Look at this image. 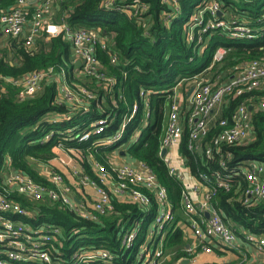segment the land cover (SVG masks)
Here are the masks:
<instances>
[{
	"label": "trees",
	"instance_id": "obj_1",
	"mask_svg": "<svg viewBox=\"0 0 264 264\" xmlns=\"http://www.w3.org/2000/svg\"><path fill=\"white\" fill-rule=\"evenodd\" d=\"M16 1L0 0V9L9 8ZM120 1L115 0L116 4ZM201 1L179 0V10L175 11L164 0H125V4L138 2L148 5L146 12L140 15L141 21L114 5L104 6V0L56 1V20L62 17L72 29L97 28L110 39L106 50L97 51L101 71L107 82L78 75L74 63L70 62V44L61 34L47 40L42 37L34 47L16 44L10 39L7 48L12 52L11 58L0 54V76L3 77L0 79V88H3L0 89V191L5 189L2 173L7 167V159L10 160L11 168L25 172L35 181L50 187L48 178L41 175L39 169L35 170L32 163L41 165L49 162L56 155V147H75L81 157L83 173L96 182L98 180L93 163L100 164L114 175L111 153L123 149L124 155L146 163L166 188L175 216L173 222L163 227V231H166L163 249L167 255L163 264L179 261L188 243L184 229L177 222L183 212L181 200L184 186L169 173L159 155L170 88L181 79L201 72L210 63L212 53L218 46L228 51L222 61L215 64L208 74L209 78L235 72L246 60L264 58V27H261L259 36L253 39L234 40L223 34H213L202 54L198 55L197 48L187 44L185 22ZM221 1L224 4L230 2ZM258 4L256 0H239L237 11L242 15V11H247V18H254L260 13ZM167 13H171L168 19ZM110 54L117 56L116 63L110 61ZM65 63L69 65L66 71L68 84L72 88L88 87L95 94L86 112L76 113L69 119L52 122L47 119L53 112L69 111L67 106L56 102L54 80H46L37 94L21 100L17 98V86L4 81L5 78H20L32 71L49 68L60 75ZM108 79H112L113 84ZM142 90L146 92V105L144 98L140 97ZM262 95L264 89L245 92L229 98L222 109L223 117L228 118L239 104L245 103L248 108L251 106L252 131L249 141L221 143L219 150L213 148L211 157H207L204 145L211 142L218 132V126H213L197 152H192L188 147L189 128L185 125L178 146L185 166L193 176L203 173L213 180L215 173L228 175V188L214 185L212 202L219 207L224 220L234 231L239 233V230H245L260 236H264V199L250 205L243 202L247 182L238 168L245 160L264 164V109L258 105ZM134 104L137 109L125 122L123 140L107 147L95 145L96 141L119 130ZM100 117L108 119L104 132L100 136L91 134L88 140L80 141L78 133ZM221 162L225 163L226 169L221 166ZM8 197L19 201L21 206L32 213L30 217H22L24 222L31 225L48 222L59 226L65 237V246L70 244L68 236L72 237L71 231L77 230L74 235H84L77 239L76 244L83 241L84 244L106 248L116 258L122 257L119 264H129L135 260V251L131 252L126 262L119 248L120 225L129 228L134 221L141 220L138 242L145 236L156 215L153 197L149 210L131 201H120L112 197L113 208L100 215L98 220L81 217L59 200L44 198L35 201L29 208L31 203L28 201L31 200H26L22 195L11 193Z\"/></svg>",
	"mask_w": 264,
	"mask_h": 264
},
{
	"label": "built area",
	"instance_id": "obj_2",
	"mask_svg": "<svg viewBox=\"0 0 264 264\" xmlns=\"http://www.w3.org/2000/svg\"><path fill=\"white\" fill-rule=\"evenodd\" d=\"M56 1L58 0H17L9 8L0 9L1 35L11 39L13 43L34 47L39 38L47 40L61 34L70 44L72 54L70 62L74 63L78 75L107 82L101 71L97 51L106 50L110 39L102 35L97 28L72 29L62 17L60 21H55ZM164 1L171 5V9L179 10V0ZM256 1H259V15L247 18V11H242L243 15L237 11L239 0H230L227 4L221 0H202L185 22L187 44L192 45L194 49L197 48V54L201 55L209 37L216 33L234 40L256 38L261 33V27H264V0ZM124 4L125 0L117 4L115 0H104V6L114 5L138 17L140 21V15L146 12L148 6L138 2ZM170 14L167 13L166 19ZM227 51V48L218 46L212 53L210 63L201 72L181 79L170 88L171 95L160 139L159 155L165 148V155L161 158L169 173L184 186L181 200L182 216L193 238L191 243L185 245V254L177 261L178 264H216L198 262L197 253L235 248L240 242L254 245L258 250L264 251V236L245 230H239V233L234 231V228L224 220L219 207L212 202L214 185L228 188L227 174L215 173L212 180L206 174L200 173L189 180L182 171L173 166L170 156L166 154L178 149L185 125L189 128L188 147L192 152H197L210 129L218 126V132L211 142L204 145V154L207 157H211L213 148L219 150L221 143L238 144L251 138V112L247 104H239L228 118L223 117L222 109L229 98L252 90L264 89V58L246 60L235 72L209 78L208 74L212 72L215 64L222 61ZM77 61L80 62L79 65H76ZM110 61L116 63L117 56L110 54ZM67 65L65 63L61 68L60 75L49 68L32 71L20 78H5L4 81L17 86V98L21 100L37 94L46 80H54L57 89L56 102L67 106L69 111L53 112L47 119L50 122L69 119L76 113L86 112L95 94L88 87L72 88L68 84ZM2 78L0 76V79ZM108 81L113 84L112 79ZM145 95L146 92L142 90L140 97L144 98L146 105ZM258 105L264 109V95L260 97ZM136 109L137 105L134 104L130 115L123 120L119 130L109 137L96 141L95 145L107 147L119 144L123 140L125 122L133 116ZM106 122L108 119L104 117L94 120L78 133L79 140L86 141L91 134L100 136L106 128ZM57 148L56 155L49 162L57 160L65 168L71 167L73 176L68 183L63 174L53 170L48 162L40 166L49 174L50 187L35 181L25 172L11 168L10 160L7 159V167L2 173V184L5 189L0 191V264H119L122 261V257L116 258L110 250L101 246L76 242L65 246L61 228L55 224L42 222L31 225L24 222L22 217H30L32 213L21 206L19 201L8 197L11 193L20 194L32 201L44 198L59 200L81 217L91 220H98L100 215L113 208L112 197H122L117 199L131 201L146 210H149L153 197L156 215L144 239L136 241L141 220L134 221L129 228L120 225L119 248L126 262L131 252L135 251L133 255L135 260L129 264H163L167 258L163 249L166 234L163 227L174 221L175 213L172 211L166 188L158 181L154 171L146 163L135 160L133 163L116 166L112 163L114 175H111L100 164L94 162L93 170L98 180L96 182L83 173L77 149L74 155L77 160L72 162L66 158L67 156L58 155L60 150ZM220 164L224 169L227 168L225 163ZM49 166L51 168L48 170ZM238 170L247 182L243 202L250 205L264 199V164L245 160ZM69 184L74 187L78 196L71 197L72 190ZM84 193L91 195L90 203L84 197ZM75 232L77 230L72 233ZM71 238V235L68 236L69 242ZM183 260L187 262L183 263Z\"/></svg>",
	"mask_w": 264,
	"mask_h": 264
},
{
	"label": "crops",
	"instance_id": "obj_3",
	"mask_svg": "<svg viewBox=\"0 0 264 264\" xmlns=\"http://www.w3.org/2000/svg\"><path fill=\"white\" fill-rule=\"evenodd\" d=\"M1 38L4 37L0 33V39ZM121 151H123V149L118 151L114 150L111 153V157H114L112 158L111 162L114 163L115 161V166L120 165L122 163H133L135 161V159L130 158L128 155H124V153L121 154ZM166 154L170 156L171 162L175 168L182 171L188 177L189 180H192V178H194V176L190 173L189 169L185 166L184 160L182 159L178 149L169 151ZM53 164L60 169V172L65 176L67 182L72 179V175L69 174L66 168L61 165L57 160H53ZM117 198L121 199L122 197ZM177 222L178 225H180L184 229L185 234L188 238V243H191L193 240V238H191V230L186 226L182 214L181 219H179ZM196 260L202 263L210 262L216 264H238L242 262L245 264H264V251L258 250L254 245L245 242H240L235 248L218 249L214 250V252L211 253H197ZM173 264L178 263L175 262Z\"/></svg>",
	"mask_w": 264,
	"mask_h": 264
},
{
	"label": "rangeland",
	"instance_id": "obj_4",
	"mask_svg": "<svg viewBox=\"0 0 264 264\" xmlns=\"http://www.w3.org/2000/svg\"><path fill=\"white\" fill-rule=\"evenodd\" d=\"M57 19V17H55L54 16V20L55 21H58V20H56ZM60 21V20H59ZM38 40H40V38L38 39ZM45 40V39H44ZM9 42H10V39H8V38H1L0 39V54L1 55H6V57L7 58H11V56H12V52H10L9 51V49L7 48V46L9 47ZM10 52V53H9ZM5 53V54H4ZM66 69H68V65H67V67H66ZM184 88H183V92H184ZM153 115H152V117H151V121H153ZM136 136H137V134H135ZM57 149H59L60 150V153H58V155H62V156H67L66 158H68L69 160H71L72 162H73V160H77V157H75L74 155H75V147H58ZM76 158V159H75ZM112 158H114V157H111V160H112ZM33 164V168L35 169V170H38L39 169V172H40V174L41 175H43L44 177H47L48 178V176H49V174L44 170V169H42L41 168V166L40 165H37L36 163H32ZM48 165H51L52 166V169L53 170H55V171H60V169L56 166V165H54L53 164V161L52 162H48L47 163ZM112 164V163H111ZM113 164H115V161H114V163ZM74 165L75 166H77V164L74 162ZM51 167L49 166V167H47V169L49 170ZM66 170H67V172L69 173V174H71L72 176H73V170H71V167L70 166H68V167H66ZM49 172V171H48ZM64 176V175H63ZM64 178H65V176H64ZM65 180H66V183H68L67 182V179L65 178ZM70 185V184H69ZM70 187H71V190H72V195H71V197L74 195V196H78L77 195V192L75 191V189H74V187L72 186V185H70ZM89 191V190H88ZM84 197L88 200V202L90 203L91 201H92V198H91V195H89V194H87V193H84ZM26 200H30V199H26ZM29 203H31L30 205H29V208L33 205V204H35V201H28ZM19 204H21L20 202H19ZM187 231H188V229H187ZM73 232V231H72ZM76 233V232H75ZM75 233H73V235H72V238H71V242H69L70 244L71 243H75L76 241H77V239H79V238H81L84 234L83 233H80V234H77V235H74ZM79 243H83V241L81 242H79Z\"/></svg>",
	"mask_w": 264,
	"mask_h": 264
},
{
	"label": "water",
	"instance_id": "obj_5",
	"mask_svg": "<svg viewBox=\"0 0 264 264\" xmlns=\"http://www.w3.org/2000/svg\"><path fill=\"white\" fill-rule=\"evenodd\" d=\"M219 14H220V12H219ZM80 64V62L79 61H77L76 62V65H79ZM249 110H251V106H249ZM165 152H166V149L165 148H163L162 149V151H161V154H160V156L161 157H163L164 155H165ZM124 152L123 151H121V154H123ZM206 214H208V213H206ZM184 262L183 263H186L187 262V260H183Z\"/></svg>",
	"mask_w": 264,
	"mask_h": 264
}]
</instances>
